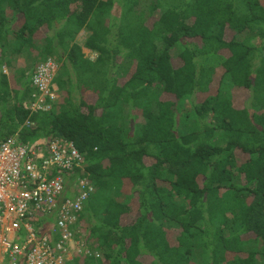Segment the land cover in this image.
Masks as SVG:
<instances>
[{
	"label": "trees",
	"instance_id": "trees-1",
	"mask_svg": "<svg viewBox=\"0 0 264 264\" xmlns=\"http://www.w3.org/2000/svg\"><path fill=\"white\" fill-rule=\"evenodd\" d=\"M50 61L59 97L33 111ZM12 136L83 156L90 253L69 264H264V0H0Z\"/></svg>",
	"mask_w": 264,
	"mask_h": 264
},
{
	"label": "built area",
	"instance_id": "built-area-1",
	"mask_svg": "<svg viewBox=\"0 0 264 264\" xmlns=\"http://www.w3.org/2000/svg\"><path fill=\"white\" fill-rule=\"evenodd\" d=\"M51 63L32 78L40 92L33 111L49 110L47 100L58 98ZM83 164L66 139L41 146L17 136L0 142V264H69L82 252V212L93 188L86 178L70 181Z\"/></svg>",
	"mask_w": 264,
	"mask_h": 264
},
{
	"label": "rangeland",
	"instance_id": "rangeland-1",
	"mask_svg": "<svg viewBox=\"0 0 264 264\" xmlns=\"http://www.w3.org/2000/svg\"><path fill=\"white\" fill-rule=\"evenodd\" d=\"M88 36H89V33L87 32V31H85V30H83V31H81L79 34H78V36L76 37V39H75V43H78L81 47H82V51H83V53L86 55V57H88V58H90V59H92V60H95L96 58H97V54L96 53H94V52H92V51H90V50H88V49H86L85 47H84V44H85V42H86V40H87V38H88ZM173 51V50H172ZM174 55L176 54V51H173L172 52ZM27 57L25 56L23 59H21L19 62H18V67H22V66H26V65H29L28 63H29V61L27 60ZM27 63V64H26ZM51 66H52V68L50 69H48L49 71H53V70H56L58 67H57V65L55 64V63H51ZM4 73L6 74V75H9V76H11V74L13 73V71H11V70H8V69H5L4 70ZM53 75V74H52ZM53 86H54V88L57 90V87H56V85L53 83ZM58 95V94H57ZM58 97H59V95H58ZM198 102H200V99H198ZM186 106H187V108H190V105L187 103L186 104ZM49 107V106H48ZM49 109H50V107H49ZM136 115H138V116H140L141 117V112L139 111V110H136V112H134ZM48 139H43V141L45 142V141H47ZM127 189H126V193H130L131 192V188H132V186L130 185V184H128L127 185V187H126ZM132 206L136 209L137 208V206H138V203H137V201L136 200H134V199H132ZM130 219H126V221H129ZM77 249H79L80 250V247H78ZM81 253H78L77 251H75V253L73 254V256H72V258H73V260H74V258L75 257H77V256H79V255H84L83 253H86L87 251H88V249H83V247L81 248ZM84 251H86V252H84ZM86 254H88V253H86Z\"/></svg>",
	"mask_w": 264,
	"mask_h": 264
}]
</instances>
